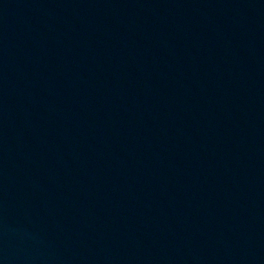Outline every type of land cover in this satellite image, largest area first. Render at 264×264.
I'll list each match as a JSON object with an SVG mask.
<instances>
[{
	"label": "water",
	"instance_id": "1",
	"mask_svg": "<svg viewBox=\"0 0 264 264\" xmlns=\"http://www.w3.org/2000/svg\"><path fill=\"white\" fill-rule=\"evenodd\" d=\"M0 264H264V0H0Z\"/></svg>",
	"mask_w": 264,
	"mask_h": 264
}]
</instances>
